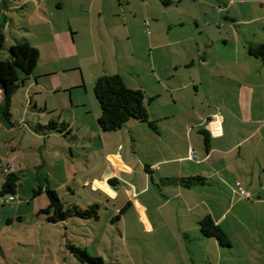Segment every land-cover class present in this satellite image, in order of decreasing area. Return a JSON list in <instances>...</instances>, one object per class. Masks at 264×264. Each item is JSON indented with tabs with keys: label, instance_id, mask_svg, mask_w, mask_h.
I'll return each instance as SVG.
<instances>
[{
	"label": "crops",
	"instance_id": "obj_1",
	"mask_svg": "<svg viewBox=\"0 0 264 264\" xmlns=\"http://www.w3.org/2000/svg\"><path fill=\"white\" fill-rule=\"evenodd\" d=\"M138 1L139 4L135 0H26L27 3L0 0V24L5 37L0 60H12L11 51H16L17 44L27 43L38 57L30 71L26 60L15 62L17 58L14 56L16 76L23 82L19 71L28 75L27 79L32 74L38 79L41 76L55 77L60 68L64 73L77 70L83 78L85 70L82 62L91 53L94 60L87 64L88 80L84 77V82L79 84L70 83L55 88L69 94L72 108L85 109V113L90 109L86 108L85 102L78 100L80 89L75 91L74 88H81L87 81L93 87L97 77L114 73L122 76L127 87L143 91L144 104H150L166 93L171 106L177 107L179 90L185 89L186 84L179 86L169 80L177 76L180 65L193 67L197 64L200 76L191 79L194 84L202 85L205 91L207 105L199 103L201 113L195 118L180 121L173 119L175 110L172 107L170 112L162 114H156L149 108V119L155 122L156 130L146 123L128 120L129 136L122 131L118 144L103 153L106 172L86 179L82 187H88L92 192L103 189L109 198L117 200L119 190L114 188L115 185L117 188L126 186L122 190L124 200L117 208L115 218L119 219L123 213H131L135 217L133 223H139L141 231L154 237L162 256L167 257L171 252L176 255L175 264H264V65L247 52L248 45L264 43V0ZM28 3L34 5V21L31 23L27 19L20 26L9 11L24 8ZM185 8L189 9V14H185ZM148 16L154 20L153 23L145 19ZM188 16L194 17L200 33H203V29L198 19L205 21L211 16L217 27H225L226 30H217L218 35L212 36L211 25L206 22L207 34L197 42L198 53L202 45L204 53L188 56L180 62L177 45L187 38L174 37L171 33L176 28H182L185 25L182 17ZM146 20L147 25L144 24ZM35 25L41 37H34L36 42L32 44L28 32L35 30L32 28ZM17 28L24 31L19 32ZM102 37L112 49L117 48L115 52L121 54H111L113 60L110 61L108 57L104 61H97L96 43ZM140 38L144 47L150 50L148 61L153 78L148 82L141 78L139 72L138 81H134L123 67V63H128V69L137 65V60L129 62L126 49H129V55H134L141 48L136 43ZM174 45L175 51L172 50ZM164 49L168 53L164 63L166 74L163 75V64L157 62L154 53ZM43 54L48 58L49 65L35 72ZM123 57L126 62L122 63ZM1 98L0 94V102ZM196 109V105L191 108ZM46 110L44 124L31 122L32 129L36 125L47 124L49 120L65 122L67 128L64 132L34 130L45 137L52 134L59 136V141L63 142L69 137L74 141L80 140L73 133L75 122L79 123L77 128L85 125L87 132L86 125H90L89 139L92 141L96 136L94 139H99L96 146H104V139L110 136L108 133L124 127L110 132L102 131L97 122L100 107L99 110L95 107L94 118L79 121L74 119L79 117V111H75V117L71 120H60L54 114L56 107L41 109ZM10 122L12 125L13 122ZM212 124L218 125L217 132L211 129ZM200 130L208 133V146L205 142L202 145ZM72 148L73 145H70L68 151L74 157ZM190 149L194 151L192 158L189 156ZM197 158L200 160L197 161ZM87 161L86 170L89 171V151ZM40 166L48 170L51 168L57 174L58 179L51 180L50 172L46 173L50 188L53 189L52 185L55 184L60 190L64 187L69 189L63 160L47 164L43 159L34 169L39 170ZM12 167L15 173L27 171L29 175L33 174L29 185L38 186V175L32 173L26 164H12ZM189 176H201L203 183L187 187L179 182V179ZM72 181L75 187H81L75 178ZM234 181H239L249 192L248 197L239 195L232 184ZM110 184H113L112 188ZM128 184L136 185L142 201L135 198L134 190L130 192ZM21 189L24 191L25 186ZM61 200L66 205L77 204L74 198ZM47 205L48 202L38 206L28 201L26 207L17 203L13 209L15 215L30 213L39 219L43 214H37L38 211ZM206 216L228 235L230 247L221 246L214 237L202 235L199 221ZM43 219L46 220L44 215ZM70 219L61 222L66 224Z\"/></svg>",
	"mask_w": 264,
	"mask_h": 264
},
{
	"label": "rangeland",
	"instance_id": "obj_2",
	"mask_svg": "<svg viewBox=\"0 0 264 264\" xmlns=\"http://www.w3.org/2000/svg\"><path fill=\"white\" fill-rule=\"evenodd\" d=\"M23 3H27L26 0H21ZM139 4L138 0H135ZM188 10V11H187ZM35 8L32 3H28L26 7H18L17 9L9 11L11 15L16 17V24L22 26L28 19L31 23L34 21ZM187 12V13H186ZM189 9L185 8V14H189ZM29 16V18H27ZM185 25L179 30L176 28L175 32L171 35L174 37H186L187 40L178 43V57L180 62L188 56H199L204 53L205 48L202 45L200 47V53H198L197 42L202 40L204 34H207V23L211 25L212 36L218 35L217 30L225 31L226 28H219L215 23V19L211 16V19L207 18L198 19L200 21V27L203 29V33H200L199 27H196L194 17H182ZM223 19V17L221 16ZM153 23L151 17H146ZM210 20V21H209ZM207 22V23H206ZM214 27V28H212ZM35 30H31L29 36L31 37L32 44H35L34 37H41L37 26L32 27ZM216 29V30H215ZM17 31H24L17 28ZM164 30L163 35H165ZM207 39V37H206ZM108 42V41H107ZM104 37L99 38L96 43V58L97 61H104V58L113 60L112 56L121 54V52H115L117 48H111ZM114 43V41H113ZM136 43L141 48L137 49L134 55H129V49L127 50V59L129 62L137 60V65L132 68H127L128 63H123L125 58H122L124 70L127 75L130 74L134 81H138L137 72L141 74V78L150 81L153 77L150 74L149 66V48L144 47L141 38L136 40ZM33 46V45H32ZM175 51V45L172 48ZM167 49L156 51L155 57L157 62H162L163 75L166 74L164 67L167 59ZM113 54V55H111ZM109 55V56H108ZM46 56H42V60L38 63L35 72L40 71L44 66L48 67L49 62ZM126 59V60H127ZM93 57L88 56L82 62L84 67V76L81 78L79 71L73 70L70 73H64L62 69H58V73L55 77L52 76H41L36 79L35 74H32L27 79L23 71H19V76L24 78V82L20 80V87L12 96L11 100V111L12 125L7 124L0 119V159L1 166L6 165H18L19 163L26 164L32 173H36L38 178H46V173L50 172V179H58L57 174L51 168L49 170L45 166H40L39 170H35L34 166L40 165L44 159L46 163L63 160V165L66 170L67 178L69 179V189L64 187L60 190L55 184L52 185L57 191L58 196L63 200H72L80 205L86 207L93 202L99 204V219H88L81 220L78 218H71L65 223H50L43 219V215L38 219L35 215L30 213H21L15 215L13 207L17 203H22L23 207H26L28 201L40 204H46L48 198L44 192L33 196L32 189L37 188V185L30 187L29 183L32 181L33 174L29 175L27 171L17 172L19 176V185L15 193V200L0 204V264H81V262L71 253L66 247V243L69 241L76 247L84 248L91 257H100V263H88L84 264H171L176 262V255L171 252L169 256L164 257L161 255V251L157 248L156 240L152 235L141 231L139 223H133L135 217L131 216V213L120 215V218H115L117 208H119L124 200L122 190L124 187L114 188L119 190V196L117 200L109 198V194L103 189L92 192L88 187H82V182L93 176H101L106 172V163L103 158V153L113 149L114 144H118L122 131L129 136L128 127L129 124H124V127L117 132L108 133V138L104 139V146L97 145L99 139L90 141V125H86L88 132L86 131L85 125L77 128L79 123L75 122L73 133L78 135L80 140L74 141L69 137V140L65 142L59 141V136L54 134L45 137L34 132L31 127V122L36 124L40 122L44 124L47 110L41 111L44 107L52 108L56 107L54 114L61 118L60 120L67 119L71 120L75 117V111H79V117L74 118L76 121L83 120L85 118H94V109L97 107L99 110V104L93 93V87L90 81L86 82L81 88H74L75 91L80 89L78 100H82L86 103V108L90 111L85 113V109L81 108L74 109L69 102V94H65L62 89H55L65 86L70 83H80L88 80V74L86 72L87 64L93 62ZM96 60V59H95ZM161 60V61H159ZM75 62V60H74ZM126 62V61H125ZM51 68H53L51 66ZM166 69V67H165ZM176 73V72H175ZM200 68L196 64L193 67H186L180 65L177 69V76L173 78V84L179 86L185 85V89L179 90L177 100V107L171 106L169 95L163 93L160 98H156L147 104L145 102L148 111L151 109L152 112H170L171 107L175 110V120H187L189 118H195L201 111L198 110L200 102L205 100V91L202 85L194 84L191 77L200 76ZM23 82V84H22ZM197 82V81H195ZM158 85V84H157ZM156 85V87H158ZM159 89V88H157ZM152 94V91H149ZM76 99V98H75ZM202 104V103H201ZM197 106V109L191 110L193 106ZM216 106V105H215ZM150 108V109H149ZM216 112L219 109L215 108ZM200 112V113H199ZM130 124L133 122H129ZM87 134V135H86ZM47 136V135H46ZM117 138V140H116ZM71 140V141H70ZM34 143V144H33ZM201 143L204 145L203 137H201ZM46 144V145H44ZM73 145L74 157L70 156L68 148ZM37 148H40L39 150ZM102 149L103 151H101ZM91 168L86 170V164L88 151ZM107 150V151H106ZM17 157V158H16ZM1 169V167H0ZM48 170V171H47ZM1 172V170H0ZM42 172V174H40ZM45 175H44V174ZM81 187H75L72 179ZM3 175L0 173V184L3 182ZM113 182V181H111ZM235 186V181L232 183ZM22 186H25L23 191ZM111 188L113 184H110ZM130 188V192L134 190L136 192L135 198L142 201L139 197V190L136 185H127ZM53 188V189H54ZM76 192L75 195H72ZM5 196L8 194H4ZM111 197V196H110ZM31 208V207H29ZM126 212V211H125ZM125 216V222L123 216ZM131 216V217H130ZM136 216V215H135ZM114 217V218H113ZM20 218V219H18Z\"/></svg>",
	"mask_w": 264,
	"mask_h": 264
},
{
	"label": "trees",
	"instance_id": "obj_3",
	"mask_svg": "<svg viewBox=\"0 0 264 264\" xmlns=\"http://www.w3.org/2000/svg\"><path fill=\"white\" fill-rule=\"evenodd\" d=\"M4 41L5 37L0 24V49L4 47ZM247 52L249 55L260 59L264 65V43L248 45ZM11 53L13 56L12 60H0V94L2 96L0 119L9 125H11L10 105L12 96L20 86V79L15 72L14 60L16 58L15 62L26 60L31 71L38 57L36 51L28 47L27 43H18L16 51L12 50ZM14 56L16 57L15 59ZM93 93L100 107L97 122L102 131L118 130L130 119L146 123L153 130L157 129L155 122L149 119L148 110L144 104L143 91L127 87L120 74H103L97 77L93 83ZM33 128L40 132H64L67 128V123L49 120L47 124L43 126L36 125ZM200 132L203 135L206 146H208V133L205 130H200ZM1 173L4 179L0 184V194L15 195L19 185V176L13 170ZM203 180L201 176H189L179 179V182L189 187L194 184H201ZM38 181L39 184L37 188L32 190V194L33 196L41 192L46 194L48 205L46 208L40 209L37 214H43L48 222L57 223L72 217L84 220L99 218V205L97 203H92L86 207H81L77 204L66 205L57 192L50 188L46 178H38ZM120 212L121 210H119ZM199 226L202 235L214 237L221 246L230 247L231 242L228 235L209 216L201 219ZM66 247L81 264H84V262L100 263L102 261L100 257H91L84 248L76 247L69 241L66 243Z\"/></svg>",
	"mask_w": 264,
	"mask_h": 264
},
{
	"label": "built area",
	"instance_id": "obj_4",
	"mask_svg": "<svg viewBox=\"0 0 264 264\" xmlns=\"http://www.w3.org/2000/svg\"><path fill=\"white\" fill-rule=\"evenodd\" d=\"M145 25L148 24V20H146L144 22ZM211 129L214 131V132H217L218 131V125L217 124H212L211 125ZM189 156L190 158H192L194 156V151L190 149L189 151ZM200 159L197 158V161H199ZM13 170V167L12 165H6V166H1V172H8V171H12ZM235 187L237 189V192L239 193V195L243 196V197H248L249 196V192L244 189V187L241 185V183L239 181H236L235 182ZM15 195L13 194H8V195H2L0 194V204L4 205L6 203H10L12 201L15 200Z\"/></svg>",
	"mask_w": 264,
	"mask_h": 264
}]
</instances>
